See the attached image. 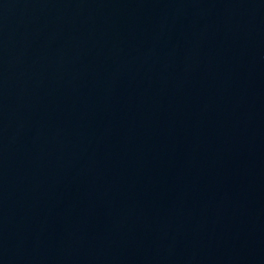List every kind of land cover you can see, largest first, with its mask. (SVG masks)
<instances>
[{"label": "water", "instance_id": "1", "mask_svg": "<svg viewBox=\"0 0 264 264\" xmlns=\"http://www.w3.org/2000/svg\"><path fill=\"white\" fill-rule=\"evenodd\" d=\"M0 264H264V0H0Z\"/></svg>", "mask_w": 264, "mask_h": 264}]
</instances>
